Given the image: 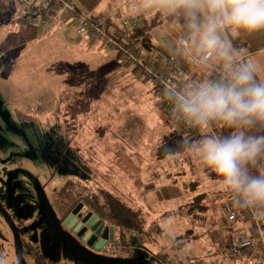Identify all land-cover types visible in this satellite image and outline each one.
<instances>
[{"label":"rangeland","instance_id":"374dc122","mask_svg":"<svg viewBox=\"0 0 264 264\" xmlns=\"http://www.w3.org/2000/svg\"><path fill=\"white\" fill-rule=\"evenodd\" d=\"M73 1L87 16L112 12L140 17L142 23L135 30L140 40L150 48L162 46L180 54L176 47L187 36L185 17L182 10H172L162 0L151 4L146 0ZM26 14L21 0H0V149L18 167L14 179L25 188L24 200L31 202L36 188L54 190L73 179L74 194L84 195L87 201L90 195H98L99 210L106 219L109 196L142 212V227L133 234L140 251L169 252L171 240L186 243V253L192 256L211 250L223 224L220 205L230 192L212 183L215 173L187 147L181 154H157L163 139L174 137L173 131L191 133L166 115L152 83L134 76L114 49L98 41L80 42L76 22L52 33L27 34L36 26L22 22ZM239 36L251 47L264 42V31ZM65 37L69 45L60 42ZM228 39L233 46L231 36ZM235 46L239 60L244 53ZM183 63L188 86L202 67L185 59ZM81 91L82 105L75 98ZM226 131L217 125L214 134ZM65 146L71 152L69 158L89 167L91 173L83 171L87 179L49 177L56 168L50 165V157ZM171 173L177 179L164 185L163 177ZM193 181L194 187L185 188ZM88 203L98 207V202ZM187 209L191 210L185 215ZM187 231L199 237L180 238ZM49 239L37 248L52 260L56 252L46 244Z\"/></svg>","mask_w":264,"mask_h":264},{"label":"clouds","instance_id":"9594fccd","mask_svg":"<svg viewBox=\"0 0 264 264\" xmlns=\"http://www.w3.org/2000/svg\"><path fill=\"white\" fill-rule=\"evenodd\" d=\"M148 4L152 0H146ZM182 10L187 36L180 41L186 61L217 67L205 78L166 93L173 115L189 127L226 129L186 145L212 181L233 194L238 207L264 209V78L254 63L237 62L229 36L264 31V0H162ZM264 218V212L259 213ZM16 264H22L17 256Z\"/></svg>","mask_w":264,"mask_h":264},{"label":"built area","instance_id":"2783aa9c","mask_svg":"<svg viewBox=\"0 0 264 264\" xmlns=\"http://www.w3.org/2000/svg\"><path fill=\"white\" fill-rule=\"evenodd\" d=\"M27 14L24 24H35L42 31L50 26L68 21L77 23L76 35L81 42H100L107 48L118 51L127 65L133 66V74L142 81H150L167 115L179 124L180 129L196 133L201 129L189 127L173 115L171 102L166 93L169 89L187 87V74L181 57L180 43L176 54L166 47L142 50L135 42V30L142 23L137 16L122 17L114 13L107 16H87L71 0H21ZM214 70L219 76L218 68ZM187 80V81H186ZM196 82V80L194 81ZM213 131V128L209 129ZM223 224L219 225L211 250L199 256L184 254L183 243L171 240V251L165 252L158 264H264V218L259 213L264 209L242 208L234 203L230 193L221 202Z\"/></svg>","mask_w":264,"mask_h":264},{"label":"flooded vegetation","instance_id":"af4514ba","mask_svg":"<svg viewBox=\"0 0 264 264\" xmlns=\"http://www.w3.org/2000/svg\"><path fill=\"white\" fill-rule=\"evenodd\" d=\"M68 153L71 154L65 146L57 156L50 157V165L59 168L50 172V178L87 177L80 166L72 164ZM5 154L0 149V264H16L18 254L22 264H87L51 235L42 203L58 231L89 255L107 261L152 264L154 253L140 251L134 240L129 246L122 244L119 231L93 210L84 195L73 193L72 186L67 185L70 180L54 190L43 187L44 192H41L36 188L30 195L32 201L27 198L26 202L25 188L14 179L18 167ZM59 163L64 169H60ZM47 238L50 241L46 244L56 252L52 260L37 248V244Z\"/></svg>","mask_w":264,"mask_h":264},{"label":"trees","instance_id":"16d2710c","mask_svg":"<svg viewBox=\"0 0 264 264\" xmlns=\"http://www.w3.org/2000/svg\"><path fill=\"white\" fill-rule=\"evenodd\" d=\"M135 38H136V34H135L134 39ZM231 39L233 40L232 36H231ZM139 40L136 39L135 42L142 50L143 49L144 50H151L152 49V48H148V47L145 48L142 44L143 41L142 40L139 41ZM233 43H234V41H233ZM116 52H117V55L120 56L122 63L133 69V66L127 65L126 63H124L123 59L121 58L120 53L118 51H116ZM211 71H213L212 78H217V76H215L214 70L211 69ZM82 95H83V92L81 91V93H77L76 97H75L76 99L79 100V102H81V105L84 104V100H85L84 98H82ZM212 128H213V131H210L209 129L204 131L203 129H201L200 131L203 133H199L200 131H198L196 133H191V134H186V135H181L178 132L173 131L172 133L174 134V137H166L165 139H163L161 146L157 150V154L159 156H163L166 154H181L182 151H184L186 145H188L189 143H192L193 140H195L197 138L200 139L201 137L208 135L207 133L214 134L215 131L217 130V125H214ZM72 164L73 165L76 164L77 166L84 168V169H82V171L91 173L89 167H86L85 165H83L82 162L79 160H74V161L72 160ZM59 165L61 166L60 163H59ZM56 168H57L56 170L59 169L58 167H56ZM60 169H64V167L61 166ZM175 174L176 173H174L173 175L167 174V176L171 177V176H174ZM76 177H78V176H76ZM176 177L173 179L174 182L177 179ZM78 178L80 180H82V179H87L88 176L86 178H82V177H78ZM73 184H74L73 179L67 183L68 186H72ZM194 184H196V183L193 181V182L186 183L184 186H185V188L188 189V187H190V188L194 187ZM182 188H183V184H182ZM153 190H151V191H153ZM106 192L107 191H103V194L104 193L106 194ZM97 196H98L97 194L90 195L89 200L87 201V199H86L87 203L88 202L94 203V201L98 202V207L96 206L98 209L96 207L95 208L92 207L93 210L95 212H97L99 215H101V217L104 220H106V222L109 225L113 226L117 231H119L121 243L131 244L134 240L133 234L136 232L138 233L139 229L142 227V222H143L142 212L139 209H137V210L134 209V211H133L122 201V199H119L118 197H115V196L114 197L109 196L107 199L108 203H107V206L105 208V211H107L106 214H108L109 217H107V219H106L104 217L103 213L99 210L101 208V205L99 204V201L96 198ZM190 210L191 209H187L185 211L186 212L185 215H188ZM125 232L131 233V234L126 235ZM198 237L199 236L197 234H193L192 231H187L186 234H183L180 238H185L187 241H189L191 239H196ZM164 253L165 252L163 250H159V251L155 252L153 257H151L152 264H158V261H156V258H157V260L158 259L161 260L163 258Z\"/></svg>","mask_w":264,"mask_h":264},{"label":"crops","instance_id":"0c3cea01","mask_svg":"<svg viewBox=\"0 0 264 264\" xmlns=\"http://www.w3.org/2000/svg\"><path fill=\"white\" fill-rule=\"evenodd\" d=\"M73 3H74V1L73 0H71ZM80 1H82L83 2V0H80ZM75 4V3H74ZM76 5V4H75ZM77 6V5H76ZM77 8L79 9V10H81L78 6H77ZM23 18H25V17H23ZM23 20L24 19H22V22H23ZM71 24V22H68V21H64L63 23H58V24H56V25H52V26H50V29L49 30H47V31H51V33H52V31L54 30V29H56V28H61V27H66V26H69ZM25 25H35L34 23L33 24H25ZM36 26V25H35ZM34 26V27H35ZM42 30L39 28V27H35V30L34 31H29L27 34H32V35H41V32ZM56 35H58V33L56 34ZM232 38H233V41H234V45H236V46H238L239 47V49H240V51L241 52H243L244 54L240 57V59L239 60H237V61H241V62H245V63H254L259 69H261V71L260 72H258V76H260V77H262V78H264V42H258V43H256L255 44V46H253V47H251V46H249L248 45V43H246L245 42V40L242 38V37H240V36H232ZM136 39H140L139 37H137L136 36ZM139 41H141V40H139ZM62 44H64V45H69V43H67L68 42V38L67 37H65L62 41H60ZM81 42V41H80ZM83 43V42H82ZM142 44H143V46L145 47V48H150V46H148V44H147V42H145V41H143L142 42ZM244 46H243V45ZM233 45V46H234ZM235 46V47H236ZM185 58L183 57V60H184ZM215 68V67H214ZM194 69V68H193ZM192 69V70H193ZM209 69V68H208ZM209 70H211V69H209ZM213 73V71H210V72H208V71H203L202 70V68H199V69H197V72H196V81H199V80H201V79H205V78H212V74ZM205 131V130H204ZM199 133H203V132H199ZM198 133V134H199ZM174 173H171V175H173ZM164 179H165V182H164V185H169V183L173 180V176H171V177H169V176H166V177H163ZM183 253L184 254H191L190 252L189 253H186V247H184L183 248Z\"/></svg>","mask_w":264,"mask_h":264},{"label":"water","instance_id":"95a60500","mask_svg":"<svg viewBox=\"0 0 264 264\" xmlns=\"http://www.w3.org/2000/svg\"><path fill=\"white\" fill-rule=\"evenodd\" d=\"M42 212L45 214L46 222L49 226L51 235L56 237L61 243H63L76 257L82 259L87 264H130L126 261H107L99 257L91 256L80 247H78L73 241L64 236L61 232L58 231L56 223L51 219L50 214H48L45 203H42ZM56 230V231H55ZM19 256V254H18ZM20 258V257H19ZM21 260V259H20Z\"/></svg>","mask_w":264,"mask_h":264},{"label":"bare ground","instance_id":"6f19581e","mask_svg":"<svg viewBox=\"0 0 264 264\" xmlns=\"http://www.w3.org/2000/svg\"><path fill=\"white\" fill-rule=\"evenodd\" d=\"M183 244H184V246L186 247V245H187V244H186V243H184V242H183ZM201 254H202V253H201Z\"/></svg>","mask_w":264,"mask_h":264}]
</instances>
